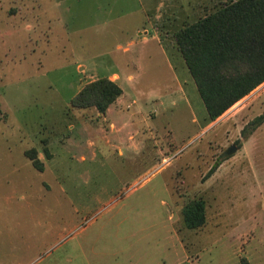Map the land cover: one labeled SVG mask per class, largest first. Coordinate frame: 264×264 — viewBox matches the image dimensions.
I'll list each match as a JSON object with an SVG mask.
<instances>
[{"label":"rangeland","instance_id":"obj_1","mask_svg":"<svg viewBox=\"0 0 264 264\" xmlns=\"http://www.w3.org/2000/svg\"><path fill=\"white\" fill-rule=\"evenodd\" d=\"M232 1L0 0V264H264V133L209 120L174 41ZM98 79L122 95L73 108Z\"/></svg>","mask_w":264,"mask_h":264},{"label":"trees","instance_id":"obj_2","mask_svg":"<svg viewBox=\"0 0 264 264\" xmlns=\"http://www.w3.org/2000/svg\"><path fill=\"white\" fill-rule=\"evenodd\" d=\"M174 41L210 121L264 83V0H236L223 5L180 30ZM121 95V88L114 82L98 79L73 98L72 107H94L103 115ZM263 122L264 114L248 123L242 130L243 138ZM236 146L240 147V143ZM29 158L33 166L38 165L36 158ZM219 165L215 163L207 176ZM204 210L202 200L184 209L187 229L204 225Z\"/></svg>","mask_w":264,"mask_h":264},{"label":"crops","instance_id":"obj_3","mask_svg":"<svg viewBox=\"0 0 264 264\" xmlns=\"http://www.w3.org/2000/svg\"><path fill=\"white\" fill-rule=\"evenodd\" d=\"M143 31H145V30H143ZM149 33L150 32L139 33L138 37H141V38H138V40L142 41V44L147 43L148 39L145 37V35H147ZM150 35H151L150 38H152L155 42H157L160 49L163 50V48L160 44L159 36L154 31H152V33ZM130 45H131V43L128 44V46H130ZM124 51L128 52V47L124 48ZM235 107H238L235 114H238L237 118H239L240 122L243 124H248L250 121L254 120L255 118H257L261 115H263L264 114V83L259 85L252 92H250L247 96H245L240 101H238L232 108H235ZM232 108L230 110H232ZM262 133H264V122L262 124H260L255 130H253L247 136V138L245 140L242 141L241 152L246 153L248 146L251 143V141L253 140V138L256 137L258 134H262ZM31 149L33 150L34 148H31ZM27 153H28L27 150L23 151V156L31 165L32 162H31V159L27 156ZM120 153H121V150H120ZM37 155H38L37 160H39V162H41L45 165L48 164L49 160L44 161L39 154H37Z\"/></svg>","mask_w":264,"mask_h":264},{"label":"water","instance_id":"obj_4","mask_svg":"<svg viewBox=\"0 0 264 264\" xmlns=\"http://www.w3.org/2000/svg\"><path fill=\"white\" fill-rule=\"evenodd\" d=\"M236 149H237L236 146H232V147L229 148L228 153H232V152H234Z\"/></svg>","mask_w":264,"mask_h":264}]
</instances>
